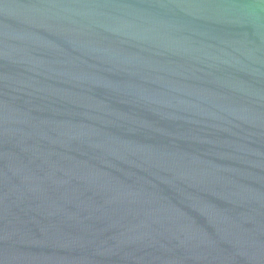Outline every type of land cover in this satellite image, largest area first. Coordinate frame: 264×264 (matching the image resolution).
Listing matches in <instances>:
<instances>
[{"label": "water", "instance_id": "95a60500", "mask_svg": "<svg viewBox=\"0 0 264 264\" xmlns=\"http://www.w3.org/2000/svg\"><path fill=\"white\" fill-rule=\"evenodd\" d=\"M0 264H264L262 0H0Z\"/></svg>", "mask_w": 264, "mask_h": 264}, {"label": "clouds", "instance_id": "9594fccd", "mask_svg": "<svg viewBox=\"0 0 264 264\" xmlns=\"http://www.w3.org/2000/svg\"><path fill=\"white\" fill-rule=\"evenodd\" d=\"M262 3H264V0H262Z\"/></svg>", "mask_w": 264, "mask_h": 264}]
</instances>
